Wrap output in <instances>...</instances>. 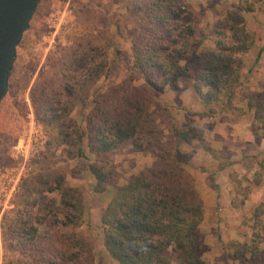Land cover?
<instances>
[{
  "label": "trees",
  "instance_id": "1",
  "mask_svg": "<svg viewBox=\"0 0 264 264\" xmlns=\"http://www.w3.org/2000/svg\"><path fill=\"white\" fill-rule=\"evenodd\" d=\"M262 1L243 0L241 8L254 13ZM124 3L125 22L132 31L131 73L91 99L92 86L105 60L101 56L89 67V73H65L63 77H70L67 83L51 93L43 89L44 99L35 105V116L49 136V146H68L69 158L88 161L86 170L95 179L96 193L105 192L110 184L115 171L110 159L117 149L129 145L134 152L151 156L148 168L115 186L100 212L103 246L117 264H206L199 236L204 201L179 146L196 141L203 142L204 151H214L204 143L200 124L178 128L170 117L164 127L149 110L158 92L190 80L192 94L204 108L201 115L237 112L235 117H239L251 112L253 134L264 138V95L250 94L243 89L241 80L256 34L247 28L242 11L230 6L214 23L213 46L196 54L195 69L190 70L186 62L199 43L194 39L197 21L190 6L183 0ZM71 59L77 63L81 57L75 54ZM35 97L34 104L38 101ZM77 107L87 110L84 127L72 118ZM84 142L94 157L92 161ZM259 164L264 169L263 163ZM71 174L81 178L72 171ZM261 175L254 173L256 184ZM25 193L13 233L30 256L22 254L23 259L27 257L25 264H33L32 260H36L35 264H95L90 240L77 230L84 220L81 190L67 185L57 171L42 168L32 176ZM263 214L264 203H260L252 217L264 227L260 219ZM44 222L49 235L39 230ZM253 235L254 242L259 232ZM256 247L244 245L241 251L237 248L235 258L245 262L246 251L256 259Z\"/></svg>",
  "mask_w": 264,
  "mask_h": 264
},
{
  "label": "rangeland",
  "instance_id": "2",
  "mask_svg": "<svg viewBox=\"0 0 264 264\" xmlns=\"http://www.w3.org/2000/svg\"><path fill=\"white\" fill-rule=\"evenodd\" d=\"M183 1L196 15L194 39L199 42L186 62L189 69H195L198 52L213 46L214 23L234 5L242 11L247 28L256 34L255 44L247 53L241 70L242 87L250 94L264 95V0L257 4L254 13L242 10L243 0ZM125 15L124 0L38 1L16 46L8 90L0 106V264L28 262V252L14 239L13 233L18 227V214L23 210L25 189L32 176L42 168L57 171L64 176L67 185L81 190L84 220L77 230L90 240L95 264H117L103 246L100 212L108 202L109 192H114L115 186L128 177L148 168L151 156L134 152L129 145L117 149L110 159L115 171L107 186L109 190L96 193L93 191L95 179L86 170L88 161L69 158L68 146H49V136L36 119L35 105L44 99L43 89L51 93L68 82L70 77H63V74L87 70L89 73V67L99 62L101 56L105 60L100 68L101 75L92 86L91 99L121 83L132 71V31L125 22ZM75 54L81 60L72 63ZM33 92V97L36 95L38 99L36 104L32 100ZM201 108L203 105L192 94L191 81L187 80L158 92L149 114L157 115L159 124L164 127L170 123V117L178 128L189 123L200 124L204 130V143L214 151V154L204 151L203 142L179 146L190 161L188 171L204 201V220L199 228L202 256L206 264H264V227L252 217L255 207L264 203V169L259 164L264 165V138L253 134L250 142L236 147L232 137H225L224 146L220 148L207 138L205 130L211 122H202ZM86 111L77 107L72 112V118L82 127ZM232 117L231 122L239 118ZM244 117L250 120L249 128L253 133L252 113L247 112ZM218 135L208 137L219 139ZM241 147L244 158L239 156ZM84 150L92 161L94 157L85 142ZM78 169L80 172H76ZM71 171L81 178L73 176ZM255 172L262 174L258 176L257 184ZM256 194L258 202L253 204L251 199ZM260 219L264 222V214ZM39 230L42 234L50 233L46 222ZM256 231L259 236L253 242ZM253 244L257 246L258 259L249 257L246 251H243L245 262L235 258L237 248L241 251L244 245ZM24 252L27 257L23 259ZM32 262L35 264L36 260Z\"/></svg>",
  "mask_w": 264,
  "mask_h": 264
},
{
  "label": "water",
  "instance_id": "3",
  "mask_svg": "<svg viewBox=\"0 0 264 264\" xmlns=\"http://www.w3.org/2000/svg\"><path fill=\"white\" fill-rule=\"evenodd\" d=\"M39 0H0V103L8 90L15 49Z\"/></svg>",
  "mask_w": 264,
  "mask_h": 264
},
{
  "label": "crops",
  "instance_id": "4",
  "mask_svg": "<svg viewBox=\"0 0 264 264\" xmlns=\"http://www.w3.org/2000/svg\"><path fill=\"white\" fill-rule=\"evenodd\" d=\"M202 109L203 108H201V110L199 111L200 115H201ZM244 115H246V112L243 115L239 116L237 120H233L232 122L229 121V119L232 116H233L232 118H234L235 115L231 114L230 112H221L220 114H217L216 116H202L204 117L202 119L203 121L201 120L202 122H206V121L211 122V126L209 127V129H207L208 128L207 127L205 130V132H207V138L209 142L215 143L218 146L220 145V148H223L224 146L223 138L225 137L226 138L232 137L237 143L236 147H239L242 144H247V142H250L253 139V133L251 132L249 128L250 120L245 118ZM225 131H227V133H225ZM215 134H220L218 135L219 139L217 138L215 139V137H212V138L208 137L209 135H215ZM190 146H193V145H190ZM239 151H238L240 154L239 156L244 158L245 155L242 153V147L239 149ZM209 164L210 165L212 164L210 160H209ZM108 190L109 189L107 188V192ZM112 195H113V191L109 192L108 201L111 199ZM256 195H255V198L251 199L253 204H256L258 202V195L257 196Z\"/></svg>",
  "mask_w": 264,
  "mask_h": 264
}]
</instances>
